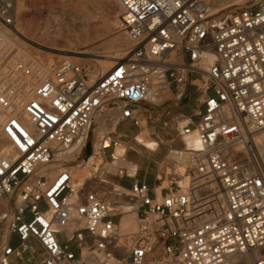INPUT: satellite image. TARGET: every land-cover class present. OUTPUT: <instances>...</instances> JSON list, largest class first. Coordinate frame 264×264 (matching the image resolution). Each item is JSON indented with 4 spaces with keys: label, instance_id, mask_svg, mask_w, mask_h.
<instances>
[{
    "label": "built area",
    "instance_id": "built-area-1",
    "mask_svg": "<svg viewBox=\"0 0 264 264\" xmlns=\"http://www.w3.org/2000/svg\"><path fill=\"white\" fill-rule=\"evenodd\" d=\"M115 1L132 47L106 72L76 57L0 72V264H264V0ZM15 18L0 0V24ZM188 87L149 185L124 141L148 150L134 134Z\"/></svg>",
    "mask_w": 264,
    "mask_h": 264
},
{
    "label": "rangeland",
    "instance_id": "rangeland-1",
    "mask_svg": "<svg viewBox=\"0 0 264 264\" xmlns=\"http://www.w3.org/2000/svg\"><path fill=\"white\" fill-rule=\"evenodd\" d=\"M212 1L215 2L216 0ZM249 1L250 0H230L218 6L217 9L219 10V12H222L231 9L232 7L246 5ZM115 3L116 4L113 5L111 9H109L107 5L99 3L95 0H80L75 4L66 0H25V3L22 4L23 7H21L19 10V13L21 14L20 16H22V21L19 20L18 22L19 26L17 25V22H15L13 28H7L0 24V28L7 32L9 39V41L7 39V41L5 42V54L9 57L16 56L17 58H20V60H25V62L27 63H34L33 61H38L43 62L46 65L47 63L55 64L63 57H76L83 59L82 61L86 62V64H92L96 62L103 68V70H106L112 62L100 59L98 57L105 56V54L102 55L101 52L103 51H101L98 44L91 45L90 42L85 43L84 41V43L80 42L76 45L73 43L71 44L68 39L76 34H81L79 31L84 26V22L82 21L84 17L90 19L91 22L94 23V25L92 24V26L96 27L97 29H100V27L102 28L106 25H110L109 23L114 14L119 12L117 2L115 1ZM60 10H68L70 12L76 11L77 16L74 18L73 22H69V18L64 17L62 22L58 24L54 23L51 18V14L55 11L57 12ZM109 14L112 17H110ZM105 21L106 24H104ZM92 26L91 29L93 28ZM89 32L88 34H90ZM54 35L58 37V41H53L52 37ZM0 37L1 40L4 41L3 37ZM82 49L86 50V54H65L68 50H75V52H80ZM127 49L126 47H124L123 51ZM118 52L121 53V51ZM50 59L53 61L49 62ZM171 98L172 97L167 96V99ZM186 102L188 103V108L182 109V111H184L185 113H190L191 108L195 106V97L189 94ZM173 106H175V103L172 100L164 102L162 105H160L159 109L154 110L159 112V114L163 112L162 115H159L160 117L158 118V120L153 124H148L147 128L137 130L136 134H134L135 136L143 135L147 140L154 141V136L151 135V133H159L163 144L159 145L160 147L158 151H156L155 153L149 152L143 147L137 145L131 137L126 138L124 141L125 144L134 147V149L138 152L137 154L133 152L127 153V156L133 164L138 165V178L141 179L145 176V179L148 181L149 185H152L154 183L153 180L155 179L156 170L154 169V164L151 163L150 165H148V159H156V161L159 160V158L163 156V154H165L167 147L171 143L172 136L171 134H169L170 119L176 114V109H174ZM163 124H166V127ZM123 130L125 129L122 127L119 131L122 132ZM104 131L105 129L103 128V132ZM177 145H179V143H177ZM163 162L164 166L169 163L166 160H164ZM163 185L166 186L165 183ZM159 192H157V194H159ZM135 229L136 223L135 225H133V230L130 231H134Z\"/></svg>",
    "mask_w": 264,
    "mask_h": 264
},
{
    "label": "bare ground",
    "instance_id": "bare-ground-1",
    "mask_svg": "<svg viewBox=\"0 0 264 264\" xmlns=\"http://www.w3.org/2000/svg\"><path fill=\"white\" fill-rule=\"evenodd\" d=\"M66 1H69V2H71L73 4H75V3H78L80 0H66ZM95 1H98L99 3L107 5V7L109 9H111L112 6L116 4L115 0H95ZM228 1H230V0H216L215 2L212 1L213 2V7L215 8V9L213 8L214 12L219 13V10L217 9V7L222 5V4H224V3H226V2H228ZM23 3H25V0H16V4H15L16 7L15 8H16V22H17V25L19 24L18 23L19 20L22 21V16H20L21 14L19 13V10H20L21 7H23V5H22ZM108 13H110V12H108ZM76 16H77L76 11H71L70 12L68 10H60V11H57V12L55 11V12H53L51 14V18H52L53 22L57 23V24L62 22L64 17H68L69 18L68 21L69 22H73L74 18ZM110 17H112V16L110 15ZM82 21L84 22V26L79 31L81 34H79V35L76 34V35L70 37V39H68V40H69V42H71V44L73 43V44H76V45H77V43H80V42L84 43V41H85V43L86 42H90L91 45L98 44V46L101 49V51H103V52H101L102 55L105 54V56H98V57L100 59L108 60L109 62L111 61L112 63H111V65L108 68L106 67L107 68L106 70H103V68L101 66H99L96 62L92 63V65L95 68L96 72L104 73L114 64V62H116L117 60L121 59V57L123 55V52L126 51V50L123 51L124 47H126V49L127 48L129 49V47L130 48L132 47V42H131V40L129 39V37H128V35L126 33H124V32L119 30V26H120L119 12L114 14V16L112 17L111 21L109 20L110 21V23H109L110 25L103 26L102 28L100 27L101 26L100 25L99 26L100 29H97L96 27H93L92 24L94 25V23H92L91 20L88 19V18L84 17ZM104 24H106V21H105ZM91 26L93 27L92 29H91ZM89 31H91V32H89ZM88 32L90 34H88ZM1 33H2V35H1ZM0 36H2L3 40H4V41H2L1 37H0V68H1L0 72H1L3 67L8 66V65H12V63L14 61L20 60V58H17L16 56L15 57H9V56H7L5 54V42L8 39V34H7V32H5L4 30H2L0 28ZM52 39H53V41H58L57 40L58 37H56L55 35L52 37ZM8 41H9V39H8ZM118 51H121V53H119ZM60 52H63V51H60ZM65 54L81 55V54H86V50L82 49L80 52H75V50L74 51L73 50L72 51L68 50V51H66ZM21 61L24 62L25 64L38 63V61H33L34 63H27V62H25V60H21ZM50 61H53V60L50 59L49 62ZM97 62H99V61H97ZM50 65H52V63H47L46 66L48 67ZM98 131L99 132H103V127L102 128H98L97 132ZM135 139H136L137 142H139L142 146H144L148 150H155L156 143L154 141L147 140L143 135H136ZM187 143L190 146L198 147V144H197V142H196V140L194 138L187 139ZM258 143L260 144L259 151L264 156V130L260 133V135L258 137ZM169 165H170V163H167L165 165V167L167 168V166H169ZM161 166H164V162H162ZM178 166H180V165H178ZM85 168L84 169H79L77 171V174L83 176L86 173V170H87ZM178 170L180 171L179 167H178ZM164 183L167 186V182L164 181ZM163 187H165V186L163 185ZM156 191L159 192L160 189L158 188ZM135 223H136L135 216L133 214L126 213L123 216L122 220H121L120 227H121L122 230H129L130 231V230H133V225H135Z\"/></svg>",
    "mask_w": 264,
    "mask_h": 264
},
{
    "label": "crops",
    "instance_id": "crops-1",
    "mask_svg": "<svg viewBox=\"0 0 264 264\" xmlns=\"http://www.w3.org/2000/svg\"><path fill=\"white\" fill-rule=\"evenodd\" d=\"M187 92H188V93H187V97H189V94H191V95H193V96L195 97L192 88L188 87ZM186 101H187V100H186ZM186 101H185L184 103H182V105H181L180 108H178V109L175 110L176 113H180V114H182V115H184V116H190V113H185L184 111H182V109H187V108H188V103H187ZM160 158H161V157H160ZM160 158H159V159H160ZM153 181H154V180H153Z\"/></svg>",
    "mask_w": 264,
    "mask_h": 264
}]
</instances>
